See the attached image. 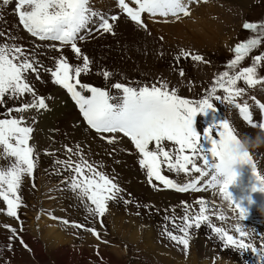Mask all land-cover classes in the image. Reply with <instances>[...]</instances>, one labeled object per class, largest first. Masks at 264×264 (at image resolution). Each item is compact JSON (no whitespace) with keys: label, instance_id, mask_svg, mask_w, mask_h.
<instances>
[{"label":"snow or ice","instance_id":"obj_1","mask_svg":"<svg viewBox=\"0 0 264 264\" xmlns=\"http://www.w3.org/2000/svg\"><path fill=\"white\" fill-rule=\"evenodd\" d=\"M12 2L13 0H0V19L3 18V8ZM132 2L136 5L135 8L130 7L126 0H117V6L131 21L146 27L141 18L144 13L151 17L171 16L178 19L181 14L187 17L191 14L190 5L200 3L201 0ZM14 15L18 17L22 29L31 37L47 43L33 42L34 47L29 49L19 43L22 38L11 29L0 28V37L3 38L0 39V107L6 104V97L20 101L19 107L6 109L7 116L0 113V161L6 162L0 163V200L6 203V214L9 217L18 219L17 209L22 201L20 188L25 178L33 176L39 156L35 144L30 143L35 131L34 125L38 122L35 116L17 117L11 113L22 114L31 110L39 113L49 110L46 101L51 97L39 95L32 83L33 77L40 81L42 73H47L53 84L68 92L88 128L95 131L101 140L117 144L126 137L131 141L139 154V166L145 171L151 186L157 188L153 181H158L165 189H173L178 193L212 190L214 195L228 202L233 213H238L236 219L245 221L248 218L249 212L242 206L243 202H236L229 191L233 178L222 180L235 162L236 158L231 155L230 149L231 145L239 142L240 135L226 116L205 128L202 134L197 132L194 122L200 114L209 111L215 113V105L227 104L239 110L248 126L258 131L264 129V122L254 120L246 100L243 105L236 102V97L245 93V87L237 86L239 81H243L248 87L264 84V78L258 76V68L264 66V54L253 57L251 66L236 70L253 50L264 43V22H246L243 25L252 35L235 46L234 58L226 66L229 70L214 79L213 86L206 90L202 98L192 100L180 97L175 89L170 91L164 83L149 86L136 82H114L110 88L115 89V92L82 83V74L91 71V61L78 47V42L95 33L114 34L120 14L97 11L91 7L90 0H15ZM66 48L81 63H70L64 54ZM38 50L56 52L58 55L50 57L53 63L47 66L38 58L46 53ZM180 55H191L192 60L203 61L200 55L186 52H181ZM179 59L180 56H177L176 60ZM102 75L106 81L111 77L108 71H103ZM180 75L184 76L183 69H180ZM221 90L223 95L218 94ZM26 96L30 99H23ZM256 103L262 110L264 121V103ZM65 151L70 155L64 160L56 161L61 166L58 171L69 173L65 189L76 196L91 218L103 217L108 211L109 202L131 203L124 199V189L115 182L116 177H110L100 170V165L86 159L79 145L75 150L65 146ZM72 156L77 159L73 160ZM239 159L240 163L250 167L257 182L252 186L251 192L264 193V175L258 171L252 155L245 154ZM165 172L175 173L177 176L183 173L186 182L178 183L165 175ZM193 173L199 175L194 176ZM194 204L199 207L185 204L184 215L178 218L180 223L173 219L172 229L167 225L164 229L167 237L177 245H182L186 254L195 235L191 230L193 227L198 230L202 224H206L210 229V239L215 234L222 247L250 250L255 255L257 264H264V245L257 248L244 240L250 233L262 237L264 233H257L256 229L239 223L229 228L217 227L211 222L210 214L217 215L221 221L229 219L224 211L217 210L222 205L217 206L215 201L205 199H197ZM75 226L100 238L94 228L80 224ZM5 228L13 234L10 239L17 235L16 229L10 225H5ZM230 231L238 234V237L230 234Z\"/></svg>","mask_w":264,"mask_h":264},{"label":"rangeland","instance_id":"obj_2","mask_svg":"<svg viewBox=\"0 0 264 264\" xmlns=\"http://www.w3.org/2000/svg\"><path fill=\"white\" fill-rule=\"evenodd\" d=\"M90 5L105 13L115 14L114 12L118 11L116 7L114 8L115 0H90ZM194 6L195 4L190 5L189 16L177 19L174 23L170 22L169 26L164 23H168L174 17L148 18L145 22L147 25L145 30L128 22L123 16L116 22V26L119 22L130 23L134 25V29L138 28L147 34L152 33L149 36L146 35L149 41L145 40L144 36L134 37L132 34L123 37L119 34L121 39L117 41L119 37L112 34L86 38L79 47L89 45L95 40L96 44L92 43L87 49L93 50L96 46V50L100 51L99 63L90 57L86 49L81 48V50L91 61V71L107 70L111 73L109 81H116L120 77L123 81H134L149 86L164 83L170 91L175 89L182 98L200 99L199 94L213 86L214 79L225 71L229 59L234 58L232 56L235 55L233 51L235 46L252 35L250 30L244 29L243 25L246 22H264V0H207V2L198 3L196 8ZM193 9L200 11V18L204 20H201L203 24L197 22L198 13ZM148 17H150L149 14ZM0 28L11 29L14 34L22 38L19 43L31 49L28 38L18 27L11 8L7 7L3 10ZM108 36L113 38V42H109L110 45L106 38ZM0 39L3 38L0 37ZM142 39L148 44L142 42L140 45L138 41ZM181 52L200 55L203 61L201 63L194 61L190 55L181 56ZM258 52L264 54V43L253 50L238 68L243 64L252 65L253 57ZM50 53H54L52 56L58 55L56 52ZM64 54L73 65L81 63L74 53L64 52ZM177 56H180L179 61L176 60ZM38 58L44 64H48V56L41 55ZM180 69H183L184 76L180 75ZM258 73L264 74V66L258 68ZM82 75L85 82L92 79L91 72ZM258 76L264 78L259 74ZM34 81L32 83L39 90H41L40 85L44 84V97H51L46 101L49 110L39 113L31 110L23 114L26 118L35 116L38 122L34 128L38 126L43 130H35L33 133L31 142L35 144L36 152L39 153L37 166L33 176L23 180L19 192L22 197L21 204H23L19 213L22 220L21 241L16 236L10 239L13 234L5 228V225L16 229V233L19 232V226L6 214V203L0 200V264H257L255 255L250 250L240 251L231 247H222L221 242L215 238V234H212L213 238L210 239V229L206 224H202L198 230L195 227L191 230L195 235L189 243L187 254L182 245H177L167 237L164 229L166 225L170 230L172 229L173 219L176 223H180L178 218L184 215L185 204H192L194 208H198L194 201L205 199L215 201L217 206L222 205V208L217 210L224 211L229 217L226 221H221L217 215L210 214V220L215 226L229 228L239 223L256 229L257 233H264L263 206H260L263 207L262 209L258 206L248 209V218L240 221L236 219L238 214L229 209L228 202L214 195L212 190L206 191L203 195L182 196L166 191L160 184L154 188L145 182L143 175H140L141 170L137 166L136 155L125 138L109 147L106 141L87 131L83 124L80 126L84 131L73 122H70L68 127L65 126L58 121L59 110L56 111L53 105V93L57 86L52 83L50 75L42 73L40 83ZM103 81L105 80L98 84H102ZM239 87H245L247 93L237 97V102L246 100L249 103V98L253 97H259L264 102V84H257L249 90V87L241 81ZM218 94L223 95L222 90L218 91ZM24 98L30 99L27 96ZM5 100L6 104L0 107V113L7 116L6 109L19 107L20 101L7 99V97ZM213 103L218 102L213 101ZM214 107L217 109L215 113L209 111L197 116L202 130L226 116L240 137H247L245 131L238 127L241 119L235 118L238 109L227 104L228 110L224 108V104H217ZM51 111L58 114L55 119H52ZM11 115L18 117L20 113L12 112ZM29 123H31L30 119ZM251 130L258 132L257 129ZM36 137L41 140L37 138V142L34 143L33 140ZM78 145L86 159L100 165V170L110 177H116L115 182L124 189V199L131 201V203L109 202L108 211L101 220L103 226L98 223L101 229L97 227L96 218H91L76 196L65 189V181L69 173L58 171L61 166L56 161L64 160L70 155L65 151V146L75 150ZM113 149L116 150L113 151ZM125 149L127 151H124ZM252 155L254 162L258 163L260 158H264V146L254 149ZM72 159L76 160L77 157L72 156ZM0 163L6 162L0 161ZM263 163L264 159L259 161L258 168L261 166L259 170L264 175ZM244 173L250 181L252 172L245 170ZM164 174L178 183L186 180L185 175L182 174L179 176L168 172ZM244 183L247 184L248 181ZM256 183L253 179L252 185ZM234 186L242 192H247L251 188L242 189V182L230 186L229 191L234 199L238 193L236 189H232ZM236 202H241L240 198ZM49 212L53 214L52 220L46 216V213L50 214ZM45 216L47 218L45 224L43 227H38ZM77 223L97 230L105 243L96 241L83 228L75 227ZM49 228L58 230L64 240L63 244L53 246L46 241L44 237ZM230 234L238 237V234L233 231H230ZM148 235L151 242L146 240ZM244 240L257 248L264 245V237L256 233H250ZM21 243H24L26 247L20 245ZM63 250L69 252L66 258L68 262L63 260L61 254Z\"/></svg>","mask_w":264,"mask_h":264},{"label":"bare ground","instance_id":"obj_3","mask_svg":"<svg viewBox=\"0 0 264 264\" xmlns=\"http://www.w3.org/2000/svg\"><path fill=\"white\" fill-rule=\"evenodd\" d=\"M128 1H131V3H133L132 2V0H128ZM106 3H108V2H106ZM105 3V4H106ZM134 4V3H133ZM109 5V4H108ZM107 6V5H106ZM111 6V5H110ZM103 7V6H102ZM110 8V7H109ZM111 8H113V6H111ZM114 8H115V6H114ZM113 8V9H114ZM191 8V7H190ZM193 11L195 12H197L198 14H197V16H196V19H197V22H201V20L202 21H204L202 18H200V11L199 10H194L193 9ZM193 12V13H194ZM184 16L183 15H180V18H178V19H181V18H183ZM125 18V17H124ZM148 18H152L151 16L150 17H148ZM159 18L160 19H167V17L165 18V17H160L159 16ZM126 19V18H125ZM154 19H156V18H154ZM127 20V19H126ZM176 20H177V18L175 19V18H173V20L171 19V21H169L168 23H164V25H170V22H176ZM128 21V20H127ZM202 24H203V22H201ZM188 26H190L191 27V25H189V24H187ZM194 26V25H193ZM150 30H151V28H150ZM145 31H143V30H140V29H138V28H136V29H134V25H132V24H130V23H122V22H119L118 23V25L115 27V31H114V35H116V36H118L119 34L120 35H122V37L123 36H125V35H127V34H132V36H134V37H137V35H141V37H146V38H144L145 40H147V41H149L150 39L149 38H147V36H149L150 34H152V33H149V34H147L146 32L144 33ZM152 32H154V30L152 31ZM144 33V34H143ZM143 34V35H142ZM147 35V36H146ZM155 35L156 36H158L156 33H155ZM154 35V36H155ZM119 38H117L116 40L117 41H120L119 39H121V36H118ZM105 38V37H104ZM107 39H108V43L110 42H113V38H111L110 36H108V37H106ZM116 38V37H115ZM106 39V40H107ZM116 40H115V42H116ZM95 42V40H93L89 45H92V43H94ZM123 42H124V40H123ZM146 43V42H144V40L142 39V40H140V41H138V43L141 45V43ZM83 43V42H82ZM110 43H109V45H110ZM95 44H96V42H95ZM94 44V45H95ZM118 44V43H117ZM120 44V43H119ZM122 44V43H121ZM146 44H148V43H146ZM89 45H87V44H85L84 46H82V47H80V48H82V50H85L86 49V52H89L90 53V57H93V60L95 61V62H97V63H99L100 61H99V56H100V51L99 50H96V46H95V49H93V50H90V49H87V47L89 46ZM123 45V44H122ZM142 45H144V44H142ZM116 46V45H115ZM85 47V48H84ZM144 47V46H143ZM138 48L140 49V46H138ZM83 53H85V52H83ZM131 54H133L132 52H131ZM93 61V62H94ZM54 102H53V105H54V107L56 108V111L57 110H59V117H57L58 118V121L59 122H62L65 126H69V123L70 122H73L74 123V125L75 126H79L80 127V130H83L84 131V129H83V127L82 126H80V124H82V121H81V119H79V115L76 113V110H75V108H74V106L71 104V102L69 101V98H67V96L63 93V91L59 88V87H57L56 89H55V91H54ZM56 105V106H55ZM50 115H51V117H52V119H55L56 117V115H58L57 113L55 114L53 111H51L50 112ZM241 124V122H238V127H239V129L240 128H242L244 131H245V133H246V135L247 136H255L256 135V133H255V131H252L250 128H247V127H245V126H241L240 125ZM79 129V128H78ZM35 130L37 131H42L43 129L42 128H40V127H38V126H36L35 127ZM85 132H86V130H85ZM37 138L39 139V137H36V138H34V143H36L37 142ZM39 140H41V139H39ZM45 141V140H44ZM46 144V143H45ZM262 166L264 167V163L262 164ZM260 168H261V166H260ZM259 168V169H260ZM250 175V174H249ZM263 175V174H262ZM242 177H245V175H241V177L240 178H242ZM244 179H242L241 181H243ZM254 181L256 182V180H255V178H254ZM237 183H239V182H237ZM231 188V187H230ZM232 189H236L237 190V186H234ZM238 191V193L236 194V197H235V201H237V199H239V190H237ZM262 193V192H261ZM261 193L259 192V191H257V192H253L252 193V199L253 200H258L259 202H261L259 205H258V207H260V206H263V204H262V202H263V200L261 199ZM262 194H264V193H262ZM218 197V196H217ZM256 206H254V207H248L247 209H254ZM58 210V209H57ZM46 216L43 218V221H41L40 222V224L38 225V227H43V225L45 224V221H46ZM50 221V220H49ZM50 223V222H49ZM151 237V236H150ZM45 239H46V241L47 242H49L51 245H53V246H56V245H58V244H63L64 243V240H63V238L61 237V235H60V233L58 232V230H56L55 228H49L47 231H46V235H45V237H44ZM146 240H147V242H151V241H149V235L146 237ZM68 241V240H67ZM66 249V248H65ZM68 251L67 250H63V251H61V254H62V257L64 258L63 260L65 261V262H68L67 260H66V258H67V255H68Z\"/></svg>","mask_w":264,"mask_h":264},{"label":"clouds","instance_id":"obj_4","mask_svg":"<svg viewBox=\"0 0 264 264\" xmlns=\"http://www.w3.org/2000/svg\"><path fill=\"white\" fill-rule=\"evenodd\" d=\"M238 140L239 142L231 145L230 149L231 155L236 158L235 162L228 169L227 175L222 178V180L229 177L233 178V185L239 181L242 175V168L245 166L240 163L239 158L245 156V154L251 155L254 149L264 146V129L259 130L254 137H238ZM262 214H264V212H262Z\"/></svg>","mask_w":264,"mask_h":264},{"label":"crops","instance_id":"obj_5","mask_svg":"<svg viewBox=\"0 0 264 264\" xmlns=\"http://www.w3.org/2000/svg\"><path fill=\"white\" fill-rule=\"evenodd\" d=\"M198 5H195L194 7L196 8Z\"/></svg>","mask_w":264,"mask_h":264}]
</instances>
